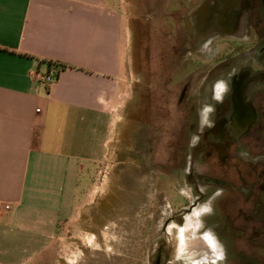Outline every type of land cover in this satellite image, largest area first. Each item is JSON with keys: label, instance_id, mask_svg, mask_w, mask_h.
Instances as JSON below:
<instances>
[{"label": "crops", "instance_id": "obj_1", "mask_svg": "<svg viewBox=\"0 0 264 264\" xmlns=\"http://www.w3.org/2000/svg\"><path fill=\"white\" fill-rule=\"evenodd\" d=\"M126 9L123 0H0L5 255L32 257L33 241H49L107 183L100 165L112 158L130 92ZM36 72L57 73L46 84Z\"/></svg>", "mask_w": 264, "mask_h": 264}, {"label": "flooded vegetation", "instance_id": "obj_2", "mask_svg": "<svg viewBox=\"0 0 264 264\" xmlns=\"http://www.w3.org/2000/svg\"><path fill=\"white\" fill-rule=\"evenodd\" d=\"M172 14L176 17L173 43L168 54L159 51L161 62L177 61L182 69L188 65L183 55H191L192 49L208 63L213 59L210 50L224 43L232 54L217 59L212 68H201V78L208 81L209 73L214 78L200 94L191 95L187 81L173 90L194 69L184 70V79L163 91L149 89L143 94L148 110L157 105L189 115L178 120L184 148L165 144L170 150L165 162L168 172H162L170 191L158 188L152 195L164 196L167 204L169 216L163 230L168 223L176 224L168 246L157 237L152 264H264V0H195L194 5L188 1ZM193 112L203 116L193 119ZM148 144L147 148L145 143L138 144L141 156L153 152V138ZM180 167L184 169L179 178L182 185L177 183ZM173 191L179 207L170 201ZM205 205L211 206V213L204 210ZM190 230L186 234L206 245L191 243L177 256L178 232L186 236Z\"/></svg>", "mask_w": 264, "mask_h": 264}, {"label": "rangeland", "instance_id": "obj_3", "mask_svg": "<svg viewBox=\"0 0 264 264\" xmlns=\"http://www.w3.org/2000/svg\"><path fill=\"white\" fill-rule=\"evenodd\" d=\"M123 1L128 13L127 76L130 79V92L127 105L123 107L112 158L100 165L99 178L104 176L107 183L102 182L100 197L94 205L86 208L71 222L63 223L59 232L49 241H33L32 257L28 258L19 251L15 256L5 255L2 246L0 264H152L157 237L161 236L163 245L172 243L170 238H174L176 224L168 223L166 231L163 230V224L169 216L167 204L164 196L155 198L152 195L158 188L160 191H170L169 179L162 172H168L165 162L170 150L165 144L176 145L178 150L184 148V133H180L178 120L187 118L188 113L175 108L169 112L167 108L162 109L157 105L148 110L143 101L144 95L149 89H167L184 79V70L188 73L193 69L197 71L174 86L173 90L180 89L187 81L190 82V94H200L199 90L206 91L211 87L210 81L214 78L212 73H209L208 81L201 78V68L207 65L212 68L217 59L226 58L232 52L224 43L215 51L210 50L209 57L213 59L208 63L202 61V53H195L192 49L191 55H183L182 60L186 58L188 65L182 69L177 61L172 64L161 62L162 54L159 51L168 54L173 43L176 17L172 11L188 1L194 5L195 0ZM191 56L192 61H189ZM224 78L226 80L227 75ZM193 114V119L203 116L202 113ZM143 133L144 136H141ZM175 137L178 140L175 141ZM152 138L153 152L149 157L141 156L138 144L145 143L147 148ZM154 163L157 164L155 168L152 167ZM183 170L180 167L177 171V183L181 185L183 182L179 178ZM85 194L82 192L81 201L87 199ZM170 194L171 203L179 207L181 202L178 196L174 191ZM187 229L193 228L186 226ZM177 238V256L181 251H187L191 243L196 246L202 244L201 247L206 245V241L197 240L189 234L184 236L182 231L180 235L178 232Z\"/></svg>", "mask_w": 264, "mask_h": 264}, {"label": "built area", "instance_id": "obj_4", "mask_svg": "<svg viewBox=\"0 0 264 264\" xmlns=\"http://www.w3.org/2000/svg\"><path fill=\"white\" fill-rule=\"evenodd\" d=\"M56 73L41 74L39 72H36V73H34V76L37 79V81H39L41 83L51 84L55 80V74ZM4 208L6 210H8L10 208V206L5 205Z\"/></svg>", "mask_w": 264, "mask_h": 264}, {"label": "clouds", "instance_id": "obj_5", "mask_svg": "<svg viewBox=\"0 0 264 264\" xmlns=\"http://www.w3.org/2000/svg\"><path fill=\"white\" fill-rule=\"evenodd\" d=\"M204 210L207 211L208 213H211L212 208H211L210 205H205V206H204ZM219 258H221V257L218 256L217 259H219ZM213 264H214V262H213Z\"/></svg>", "mask_w": 264, "mask_h": 264}, {"label": "bare ground", "instance_id": "obj_6", "mask_svg": "<svg viewBox=\"0 0 264 264\" xmlns=\"http://www.w3.org/2000/svg\"><path fill=\"white\" fill-rule=\"evenodd\" d=\"M185 177V176H184ZM193 193V192H192Z\"/></svg>", "mask_w": 264, "mask_h": 264}]
</instances>
